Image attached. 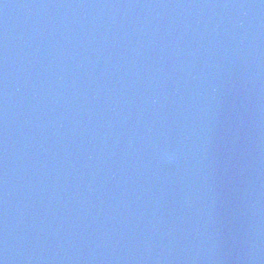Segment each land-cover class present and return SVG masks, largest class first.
<instances>
[{"label": "water", "instance_id": "obj_1", "mask_svg": "<svg viewBox=\"0 0 264 264\" xmlns=\"http://www.w3.org/2000/svg\"><path fill=\"white\" fill-rule=\"evenodd\" d=\"M0 264H264V0H0Z\"/></svg>", "mask_w": 264, "mask_h": 264}]
</instances>
